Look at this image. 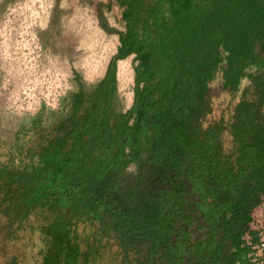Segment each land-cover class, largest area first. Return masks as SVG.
I'll use <instances>...</instances> for the list:
<instances>
[{"label":"trees","instance_id":"16d2710c","mask_svg":"<svg viewBox=\"0 0 264 264\" xmlns=\"http://www.w3.org/2000/svg\"><path fill=\"white\" fill-rule=\"evenodd\" d=\"M110 4L126 31L104 77L33 127L32 169L0 162L8 222L41 236L38 264H251L264 232V0ZM132 54L123 110L117 62ZM245 79L228 118L211 117L215 93Z\"/></svg>","mask_w":264,"mask_h":264},{"label":"rangeland","instance_id":"374dc122","mask_svg":"<svg viewBox=\"0 0 264 264\" xmlns=\"http://www.w3.org/2000/svg\"><path fill=\"white\" fill-rule=\"evenodd\" d=\"M29 1L19 0L15 4V0H0V162L32 169L39 160L33 148L36 145L33 127H46L57 112H68L73 92L82 84H95L104 77L126 24L118 5L110 4V0H70L68 7L63 5L65 0H48L51 6L47 23L27 25L33 33H21L26 27L22 5ZM75 4L89 9L95 25L108 41H118L109 58L101 44L92 43L82 32L80 16L75 24H69L76 11ZM120 61L124 65L119 73ZM120 61L117 62L118 96L123 110H128L134 101L136 67L140 62L134 54ZM96 66L101 71L94 74L92 69ZM249 84L245 79L237 92L217 91L211 117L228 118ZM121 90L126 91L127 99ZM223 138L225 147H230V136L225 134ZM128 170L134 171L135 166H129ZM35 219L31 221L36 225ZM14 226L0 207V264H12L16 257L20 264H38L42 258L41 236L27 229L15 233ZM110 247L113 252L110 258L116 261L121 257L116 253L118 246L113 242Z\"/></svg>","mask_w":264,"mask_h":264},{"label":"crops","instance_id":"0c3cea01","mask_svg":"<svg viewBox=\"0 0 264 264\" xmlns=\"http://www.w3.org/2000/svg\"><path fill=\"white\" fill-rule=\"evenodd\" d=\"M18 1L19 0H15V4ZM69 1L70 0H65L63 2V5L65 7H68ZM50 6H51V2H49L48 0H30L29 2L23 4L22 5V10L24 14L23 23H25L26 27L20 30L21 33H33V31H31L29 27H27V25L29 26L35 25V24L45 25L49 18L48 8ZM75 9L76 11L74 12L73 18L69 20V24L70 25L75 24L76 17L80 16L82 18V25H81L82 32L85 34V36H88L91 39L92 43L101 44L104 47V49L108 51V58H109L110 54L116 50V44L118 43V41L117 40L112 41V42L108 41V39L105 37V34L101 31V29L98 28L97 25H95V22L93 21V16L91 12L89 11V9L83 8L82 6L80 7L77 4H75ZM30 19H31V22H28ZM116 51H118V49ZM107 60L108 59L106 57L105 58V68H106ZM99 71H101L99 66H96L95 68L92 69V72L94 74L98 73ZM132 72H133V69L131 71V75H132ZM263 209H264V204H263ZM263 244H264V232L261 234V237H260V245L257 247V249L251 251L248 255V258L251 264H264V245Z\"/></svg>","mask_w":264,"mask_h":264},{"label":"bare ground","instance_id":"6f19581e","mask_svg":"<svg viewBox=\"0 0 264 264\" xmlns=\"http://www.w3.org/2000/svg\"><path fill=\"white\" fill-rule=\"evenodd\" d=\"M106 42V41H105ZM124 65V61H120L119 63H118V72L120 73V69L122 68V66ZM125 75V74H124ZM122 79V78H121ZM128 85V84H127ZM122 89V88H121ZM121 92V94H122V96L125 98V99H127L126 98V95H127V93H126V91H123V90H121L120 91ZM264 245V244H263Z\"/></svg>","mask_w":264,"mask_h":264}]
</instances>
